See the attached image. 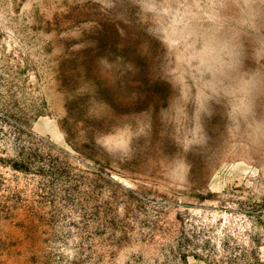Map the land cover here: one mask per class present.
Wrapping results in <instances>:
<instances>
[{"label":"rangeland","instance_id":"1","mask_svg":"<svg viewBox=\"0 0 264 264\" xmlns=\"http://www.w3.org/2000/svg\"><path fill=\"white\" fill-rule=\"evenodd\" d=\"M0 264H264V0H0Z\"/></svg>","mask_w":264,"mask_h":264}]
</instances>
